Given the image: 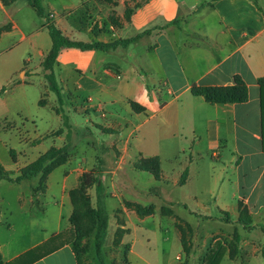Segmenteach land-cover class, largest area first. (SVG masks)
I'll return each instance as SVG.
<instances>
[{
  "label": "crops",
  "instance_id": "obj_1",
  "mask_svg": "<svg viewBox=\"0 0 264 264\" xmlns=\"http://www.w3.org/2000/svg\"><path fill=\"white\" fill-rule=\"evenodd\" d=\"M41 2L44 13L67 39L92 43L83 24L88 17L85 8L97 3V0ZM194 2L199 5L200 0L171 1L177 7L175 13L178 10L183 11L186 3ZM150 3L151 0L144 3L143 7L151 5ZM156 3L157 6L164 4ZM200 7L194 13L180 15L184 16L186 25L193 28L192 32L205 45H200L199 41L189 43L185 38L179 42L180 36L170 31H181L169 24L164 29L167 17L158 9L154 11L159 13L152 15L150 9L148 16L140 18L138 23L141 27L146 23H154L157 26L155 28H159L155 52L149 53L146 49L150 34L143 35L126 48L116 47L108 51L64 48L53 66L55 81L62 100V86H67L75 93L76 102L83 103L84 110L75 108L91 125L83 128L85 132L98 135L105 142L101 147L111 156L110 165L113 167L110 171L111 178L106 182L114 179L118 184H127L126 188L136 191V187H139L136 182L133 183L127 178L126 170L123 169V165H127L135 176L141 175L140 179H152L156 187L157 183H161L169 188V192L185 190L195 180V176H192L195 155L206 148L204 154L208 156L211 167L209 195L213 202L201 204L198 202L197 193L192 192L189 198L195 203L194 210L207 208L211 213L214 212L211 209L213 207L217 212L233 213L236 212L237 201L243 199L251 213L264 214V152L257 85V79L264 77V0H205ZM137 19L133 15L131 21L135 23ZM145 29L142 28L138 33L134 30L125 36L121 35L117 40L132 38L147 31ZM98 41L112 42L108 35ZM51 48L52 42L45 19L37 14L28 0H0V121L14 125L13 131H4L2 127L0 129V167L15 176L19 175L18 168L24 166L23 154L32 140H37L34 146L28 148L34 153V159L31 160L34 161L50 149H56L58 141L62 139L61 135H68L65 145L70 148V141L76 133L72 124L78 115L75 111L68 117V120L71 118L73 129H59V136H55L57 131L54 134L53 132L57 129V116L47 105L40 104L43 94L50 91L43 60ZM138 48L141 49L139 52L142 57L133 58L132 53ZM187 63L190 64L187 66ZM151 76L156 77L154 81ZM158 77L159 83L156 82ZM234 77H239L247 86L248 100L245 103L211 105L202 97L191 94L192 85L226 87L233 85ZM153 86L159 94L148 100L147 94L149 91L154 92ZM49 93L53 95L52 99H56L54 92ZM85 99H89V102ZM131 103L141 109L134 112ZM193 106L203 109L204 113L195 111ZM42 109L53 114V124L40 120L38 115ZM95 120L99 128L105 127L107 131L94 133L95 126L92 122ZM153 120L161 124V130L166 129L165 136L175 137L181 144L178 155L173 154L165 159L158 152L146 154L135 147L136 134ZM25 123L34 124V130L28 135L29 142L24 137ZM85 147L88 148L82 146L83 149ZM131 149L135 153L131 159H126V153ZM232 152L238 153L241 158L239 164L234 163V167ZM215 153H218V158L212 157ZM98 154L101 176L104 177L106 172L102 168V153ZM179 156L183 158V166L173 176L163 169V161L171 163ZM142 157L158 158L161 169L159 181L148 172L133 168L137 158ZM96 161L89 159L88 165L93 166ZM221 161L224 172L215 174V165ZM233 169L236 171L233 181L236 188L234 201L230 189L232 178L229 175ZM185 170L187 175L183 181ZM33 179L27 180V183ZM25 182L17 184L0 181V255L3 263L18 264V259L27 252L48 242V247H56V250L33 264H77L70 240L63 243L57 241L68 227L65 210L57 209L52 201L43 205L39 200L34 201L30 187L26 197L24 193H19ZM4 187L17 189V193L8 195L3 190ZM158 191L162 195V190ZM48 196L54 200L52 194ZM167 200L175 204H187L176 199ZM51 204L54 215L56 212V218L52 219L54 226L49 218L43 217ZM40 214H43L42 217L38 216ZM14 215L19 222L13 219ZM138 231L143 233L140 241L135 239L138 237L135 232ZM153 232L155 236H160V244L170 245L172 242L173 234L169 229L152 225L148 220L140 221L132 232L131 254L136 250L137 243L144 249L148 248ZM228 256L229 251L225 250L217 264L248 263L242 254L234 260ZM168 263L167 261L166 264Z\"/></svg>",
  "mask_w": 264,
  "mask_h": 264
},
{
  "label": "rangeland",
  "instance_id": "obj_2",
  "mask_svg": "<svg viewBox=\"0 0 264 264\" xmlns=\"http://www.w3.org/2000/svg\"><path fill=\"white\" fill-rule=\"evenodd\" d=\"M171 1L151 0V5L143 7V4L148 3L149 0H97V3H92L85 8L88 17L84 19L85 24L83 26L87 28V35L92 43H102L98 40L105 39L107 35L111 38L112 42L117 41L121 35L125 36L127 33L134 32V30L138 33L142 28H146L149 31L148 34H150L148 35L150 39H148L146 49L149 53H153L158 46L157 39L159 37L157 38V36L160 30L159 28H155L157 26L154 23H146L141 27L138 21L140 18L145 17V15L148 16L147 12L150 9L152 10V15L159 13L158 11L161 10L167 17V21L164 23L166 25L163 28L165 29L168 26L167 24H169L181 31L180 33H177L176 29H171L172 31H170L180 36L179 42L185 38L189 43L199 41L200 45H205L203 40L192 32L193 28L186 25L187 20L184 16L180 15V13H194L201 8L200 6L205 3V0H200L199 5H195V2L194 4L186 3L184 10H178L180 12L177 11V13H175L177 7ZM156 2H164V4L157 6ZM156 9L158 11H154ZM133 15L138 18L135 23L131 21ZM172 16L175 17L170 20ZM170 34L168 38L171 37ZM139 50L141 49L138 48L132 53L133 58L142 57ZM188 64L190 63H187V66ZM142 71L147 75L145 70ZM151 78L154 81L156 77L151 76ZM46 81L50 86L47 79ZM159 81L160 77L157 78L156 82L159 83ZM50 91L43 94L41 102H43V105H47L50 111L57 116V129H55L53 134L56 131L59 132V129H70L73 124L76 132L74 140L70 141L71 146L67 148L68 145H65V139H68V135H61L62 139L58 141L56 149L66 147L67 156L61 158V153L53 162L46 163L45 172L36 177L37 179L35 178L30 181V183L26 181L20 187L19 193H24L26 197L28 188L30 187L34 201L39 200L41 205L52 201L57 209L65 210L64 216L68 220V227L57 241L63 243L67 239L70 240L78 264H166L167 261L169 262L168 264H214L215 258H211V256L219 258L225 250L229 251L228 257L231 260L242 254L243 259L247 260V264H264L263 213H251L243 199L237 201V209L233 213L225 211L217 212L213 207L211 209L214 212L211 213L207 208L194 210L195 203H193L194 201L191 202L192 200L189 198L192 192L197 193L198 202L201 204L213 202L209 195L211 189L209 179L211 167L208 164L210 163L208 156L204 154L206 148L201 150L200 154H197L198 156L195 155V166L192 175L193 178L195 176V180L191 181L185 190H173L169 192L167 191L169 188L161 185V183H157L158 187H156L152 179L150 180L148 177L140 179L141 175L135 176V173L127 165H123L127 178L133 183L136 182L137 186L145 191H139L140 189L137 187L136 191H133L126 188L127 184H118L114 179L106 182V180L111 178L110 171L113 170V167L110 164L112 158L101 147L105 143L101 141L102 138L95 134L90 135L83 129L84 127L91 126L88 124L85 116L82 113L79 114L77 112L78 109L75 108L80 107L84 110L83 103L76 102V95L73 93L71 87L62 86L64 102L62 99L59 101L57 96H55L56 99H52L51 96L53 95L49 93ZM153 91L154 94L150 91L148 92V100H152V96L159 94L155 86H153ZM85 100L89 102V99ZM130 106L134 112L141 109L134 103H131ZM191 107L189 104V108ZM193 108L195 111L204 113L203 109L196 106H193ZM74 111L81 117L76 115L71 124V118L68 120V117H71L70 113H74ZM40 112L38 115L41 117L40 120L43 119L45 123H54L52 113L46 109H42ZM93 122L92 124L95 126L94 133L107 131L105 127L99 128V125L95 124L96 120ZM1 127L4 128V131H13L14 129V125L11 122L5 121H0V129ZM24 127L23 129L26 132L24 137L29 142L28 135L34 130V124L25 123ZM161 127V124L157 120H153L143 126L138 134H136L135 147L146 154L158 152L165 159L173 154L178 155L181 144L176 141L175 137L165 136L166 129L161 130ZM57 132L55 136H59L60 133ZM71 133L73 134L72 130ZM67 142L69 143V141ZM36 143L37 140H32L30 145L25 149L23 154L24 166L21 169L18 168L17 173L19 175L23 169L36 161H31L34 159L32 156L34 153L28 150L29 147L34 146ZM82 146H88V148L85 147L83 149ZM98 152L102 153V168L106 172L104 177L103 175L101 176ZM45 153L40 155V157ZM133 153H135L133 149L128 150L126 159H131ZM232 156L234 167V163L239 164L241 158L236 152H232ZM212 157L218 158V153L213 154ZM89 159L97 161L93 166H89ZM140 159L144 160L147 158H137L136 162ZM183 162L181 156L171 163L163 161V169L175 176L182 168ZM223 165V161L215 165V174L224 172ZM133 168L136 169L134 166ZM227 170L226 168L225 172ZM5 172L13 178L17 177L11 172L6 170ZM229 173L232 178L230 189L233 199H231L234 201L235 197L233 195H235L236 188L233 181L236 171L233 169ZM85 174H92L95 177L93 185L89 187L82 186ZM158 189L162 190L161 193L164 197L159 194ZM3 190L8 195L17 193V189L11 190L9 187H4ZM48 194H52L54 200H51ZM167 199L184 201L188 205L171 203ZM52 206V204L49 205V211L45 215L40 214L38 216L42 217L43 215V217L49 218L52 226H54L52 219L56 218V212L54 215ZM241 208L251 215L252 226L250 229H244L237 222L239 209ZM13 219L19 222L15 215ZM145 220L151 222L152 225H158L172 231V242L170 245L160 244L158 239L160 236H155L153 232L151 235L152 241L148 248L144 249L137 243L136 250L134 251L135 254H131L132 232L140 221ZM19 226L21 227L22 224H19ZM135 235L138 236L135 239L138 241L142 240L141 235L143 233L141 231L140 233L139 231L135 232ZM215 240L216 242H214Z\"/></svg>",
  "mask_w": 264,
  "mask_h": 264
},
{
  "label": "trees",
  "instance_id": "obj_3",
  "mask_svg": "<svg viewBox=\"0 0 264 264\" xmlns=\"http://www.w3.org/2000/svg\"><path fill=\"white\" fill-rule=\"evenodd\" d=\"M5 1V0H4ZM31 7L37 12V14L45 19L46 27L52 42V48L43 60V69L47 72L45 78L50 83V89L55 93L57 99L61 101V92L58 88L54 73L53 66L58 58L60 51L64 48L78 49L82 51L87 50H99L108 51L110 49H115L116 47L126 48L128 45L138 41L143 35H148L149 31H145L141 34H137L132 38L122 39L113 41L110 43H82L75 42L67 39L62 32L55 26L51 21V18L47 16L43 11V6L41 0H28ZM257 85L259 87V99L261 105V123H262V152H264V77L257 79ZM191 94L193 96L202 97L203 100L211 105L214 104H239L245 103L248 100V90L245 83L240 80L239 77H234L233 85L226 87H213V86H197L192 85ZM43 105V102H40ZM61 131V130H60ZM60 133V132H57ZM68 148V146H67ZM62 153L61 158L67 156L66 147L62 149H50L47 153L41 156L38 160L28 165L22 170L21 174L16 178H13L5 172V170L0 167V181H8L10 183L20 184L23 181L31 180L38 177L41 173L45 172L46 163H51L57 156ZM137 170L150 173L156 181L161 178L160 163L157 157L147 158L144 160H139L134 164ZM187 175V170L184 171L182 175V180L184 181ZM95 182V177L92 174H85L83 177L82 186L89 187ZM237 222L245 229H250L252 226L251 215L245 209H239V215ZM56 250V247L49 248L48 242L39 246L18 259V264H33L36 261L42 259L44 256L52 253ZM75 260L78 264L74 249L72 248ZM214 259V264H217L219 258L216 256H211ZM0 264H4L0 255Z\"/></svg>",
  "mask_w": 264,
  "mask_h": 264
}]
</instances>
